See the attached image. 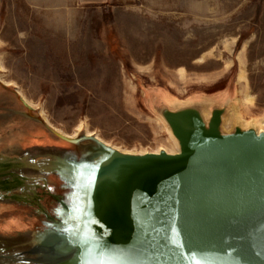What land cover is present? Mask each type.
I'll list each match as a JSON object with an SVG mask.
<instances>
[{
  "label": "rangeland",
  "instance_id": "obj_1",
  "mask_svg": "<svg viewBox=\"0 0 264 264\" xmlns=\"http://www.w3.org/2000/svg\"><path fill=\"white\" fill-rule=\"evenodd\" d=\"M0 77V165L43 168L0 170V254L55 258L93 228L116 232L99 200L72 188L77 162L138 173L155 162L123 164L106 148L181 154V110L222 135L264 126V0H0Z\"/></svg>",
  "mask_w": 264,
  "mask_h": 264
},
{
  "label": "water",
  "instance_id": "obj_2",
  "mask_svg": "<svg viewBox=\"0 0 264 264\" xmlns=\"http://www.w3.org/2000/svg\"><path fill=\"white\" fill-rule=\"evenodd\" d=\"M175 115L181 154L141 158L106 148L123 164L124 160L155 163L151 167L144 164L145 169L138 173L117 172L113 165L97 162H77L71 170L72 188L99 200L100 208L106 209L101 212H107L106 221L116 231L113 235L104 236L93 228L94 237L81 235L55 258L31 257L37 252L35 248L25 258L0 254V261L264 264V134L237 131L222 135L216 124L205 130L194 114L181 110ZM29 161L25 157L10 159L0 165V170L18 164L43 169ZM58 173L63 174L61 170ZM81 173L90 179L78 177ZM61 204L75 219L87 224L81 218L85 215L76 216V211ZM38 208L55 222L39 203Z\"/></svg>",
  "mask_w": 264,
  "mask_h": 264
},
{
  "label": "bare ground",
  "instance_id": "obj_3",
  "mask_svg": "<svg viewBox=\"0 0 264 264\" xmlns=\"http://www.w3.org/2000/svg\"><path fill=\"white\" fill-rule=\"evenodd\" d=\"M229 64V63H228ZM229 66V65H228ZM135 68V67H134ZM222 69V68H221ZM173 70V69H172ZM182 76V75H181ZM127 77V76H126ZM244 77V76H243ZM1 78V77H0ZM184 78V77H183ZM240 78V77H239ZM181 79V78H180ZM241 80V79H240ZM246 81V80H245ZM246 86V85H245ZM246 89V88H245ZM247 91H248V89H246ZM246 91V92H247ZM167 94V93H166ZM23 98H24V100H26V98L23 96ZM244 98V97H243ZM253 100V99H252ZM245 102V101H244ZM250 102H252L251 100H250ZM231 104V103H230ZM235 105V104H234ZM238 105V104H237ZM239 108V107H238ZM240 109V108H239ZM236 110V109H235ZM232 112V111H231ZM43 114V113H42ZM231 114V113H230ZM229 114V115H230ZM240 115V114H239ZM242 115V114H241ZM247 119V118H246ZM253 119V118H252ZM45 120H46V122H48V124H49V121L45 118ZM160 123H162V120L160 119V118H158L157 119ZM232 121H233V119H232ZM246 121V120H245ZM227 122V121H226ZM225 122V123H226ZM249 122V121H248ZM262 122V121H261ZM232 123V122H231ZM259 123V122H258ZM258 123H257V121H255V120H252V122H250V124H249V130L248 131H250V132H254V133H256L257 135H261V134H264V126L261 128L259 125H258ZM262 124V123H261ZM227 125V124H226ZM262 125H264V124H262ZM82 129V126L81 127H79V129H78V132L74 135V136H76L79 132H80V130ZM232 131V130H231ZM62 132V131H61ZM60 132V133H61ZM168 132H169V140H170V143H171V145H172V147H173V152L174 153H179L180 152V148H179V143H178V141H177V139H175V137L173 136V133L170 131V130H168ZM243 132V131H242ZM87 134H88V136H91L92 134L87 130ZM168 134V133H167ZM73 136V137H74ZM97 138L98 139H100V137H98L97 136ZM158 151V150H157ZM159 152V151H158ZM157 152V153H158ZM168 153H171V152H169V151H167ZM78 263H80V262H77V264ZM80 264H82V263H80ZM95 264V263H94Z\"/></svg>",
  "mask_w": 264,
  "mask_h": 264
}]
</instances>
